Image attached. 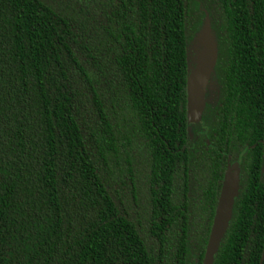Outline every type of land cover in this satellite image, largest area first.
<instances>
[{
    "label": "trees",
    "instance_id": "obj_1",
    "mask_svg": "<svg viewBox=\"0 0 264 264\" xmlns=\"http://www.w3.org/2000/svg\"><path fill=\"white\" fill-rule=\"evenodd\" d=\"M207 17L197 124L185 78ZM264 0H0V264H264Z\"/></svg>",
    "mask_w": 264,
    "mask_h": 264
},
{
    "label": "water",
    "instance_id": "obj_2",
    "mask_svg": "<svg viewBox=\"0 0 264 264\" xmlns=\"http://www.w3.org/2000/svg\"><path fill=\"white\" fill-rule=\"evenodd\" d=\"M196 43L198 48L194 51L192 66L187 67L185 78V117L188 124L200 122L205 105L206 86L216 61V46L206 16L197 34ZM238 173L236 163L228 166L223 173L200 264H212L230 220L233 200L238 191Z\"/></svg>",
    "mask_w": 264,
    "mask_h": 264
},
{
    "label": "flooded vegetation",
    "instance_id": "obj_3",
    "mask_svg": "<svg viewBox=\"0 0 264 264\" xmlns=\"http://www.w3.org/2000/svg\"><path fill=\"white\" fill-rule=\"evenodd\" d=\"M195 124H197V123H195ZM234 163H236V162H234ZM237 164V163H236ZM237 168H238V166H237ZM238 172H239V170H238Z\"/></svg>",
    "mask_w": 264,
    "mask_h": 264
}]
</instances>
